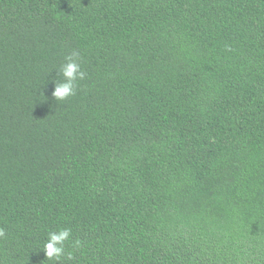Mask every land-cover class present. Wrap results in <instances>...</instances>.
Segmentation results:
<instances>
[{
    "label": "trees",
    "instance_id": "16d2710c",
    "mask_svg": "<svg viewBox=\"0 0 264 264\" xmlns=\"http://www.w3.org/2000/svg\"><path fill=\"white\" fill-rule=\"evenodd\" d=\"M0 230V264H264V0H0Z\"/></svg>",
    "mask_w": 264,
    "mask_h": 264
},
{
    "label": "clouds",
    "instance_id": "9594fccd",
    "mask_svg": "<svg viewBox=\"0 0 264 264\" xmlns=\"http://www.w3.org/2000/svg\"><path fill=\"white\" fill-rule=\"evenodd\" d=\"M80 54L72 52L65 58V62L59 68V75L62 77L60 81H54V88L51 96L56 101H64L67 98L76 95L77 81L83 80L86 73L81 69L79 62ZM3 235V230H0V236ZM72 235L70 228H62L56 232L48 233L46 242L43 245L45 257L48 260L60 261L65 254V242L69 240ZM79 246V241L73 242ZM68 258L72 255L69 252Z\"/></svg>",
    "mask_w": 264,
    "mask_h": 264
}]
</instances>
